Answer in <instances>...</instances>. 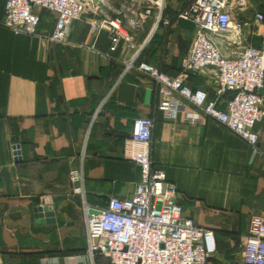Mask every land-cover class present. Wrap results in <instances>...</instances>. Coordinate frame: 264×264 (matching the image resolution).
Segmentation results:
<instances>
[{"label":"crops","instance_id":"0c3cea01","mask_svg":"<svg viewBox=\"0 0 264 264\" xmlns=\"http://www.w3.org/2000/svg\"><path fill=\"white\" fill-rule=\"evenodd\" d=\"M156 1L93 0L68 27L66 44L45 38L56 14L44 9H33L37 36L0 25V264H108L86 254L82 199L72 193L69 172L81 171L92 207L130 199L140 178L128 159L137 118L154 120L153 166L176 188L182 215L213 233L216 251L206 264H243L249 221L264 218V118L253 128L255 148L209 118L194 125L182 112L176 121L164 118L153 80L126 64L144 62L175 76L194 36L178 14L194 0H160V7ZM241 1L233 19L251 24L236 46L213 37L224 56L245 46L264 50V21L253 22L256 13L264 16V0ZM104 20H119L131 45L113 43L107 29L91 26ZM185 84L206 92L208 101L216 97L211 69ZM258 94L264 100V86ZM230 96L218 98L216 107L225 110ZM38 207L51 215L39 217Z\"/></svg>","mask_w":264,"mask_h":264},{"label":"built area","instance_id":"2783aa9c","mask_svg":"<svg viewBox=\"0 0 264 264\" xmlns=\"http://www.w3.org/2000/svg\"><path fill=\"white\" fill-rule=\"evenodd\" d=\"M93 0H6L0 25L15 34L37 36L39 16L35 7L56 14L51 33L45 38L56 44L67 43L68 27L90 11ZM160 7V0L156 1ZM241 0H194L178 14L194 27L189 51L181 61L180 70L169 76L154 67L133 61L126 70L135 69L148 76L156 85L157 109L166 120L176 121L180 112L188 124H200L209 118L227 131L256 147V123L264 118V100L258 90L264 86V50L245 46L234 57L224 56L213 41L218 37L226 46L239 44L242 30L251 22L235 21L233 9H242ZM151 14V6L143 16ZM261 13L253 22H263ZM94 28L107 29L115 43L131 38L121 29L120 21L92 23ZM211 69L215 77V99L207 93L191 90L185 81ZM231 94L225 110L216 107L218 98ZM154 120L137 118L132 122L128 159L139 169V182L130 199L109 198L104 207H92L85 201L83 175L72 169L69 182L72 193L82 199L85 215L86 254L100 255L108 264H206L215 253L213 233L194 224L182 215L176 202V188L169 184L165 173L153 166L151 143ZM12 157L20 159V149L12 145ZM42 199V198H41ZM243 264H264V218L251 217L242 251Z\"/></svg>","mask_w":264,"mask_h":264},{"label":"water","instance_id":"95a60500","mask_svg":"<svg viewBox=\"0 0 264 264\" xmlns=\"http://www.w3.org/2000/svg\"><path fill=\"white\" fill-rule=\"evenodd\" d=\"M48 210H50V209H44V208H41V207H38L37 209H36V211L39 213V217L41 216V214L43 213V211H45L46 213H45V216H50L51 215V213L50 212H48Z\"/></svg>","mask_w":264,"mask_h":264},{"label":"trees","instance_id":"16d2710c","mask_svg":"<svg viewBox=\"0 0 264 264\" xmlns=\"http://www.w3.org/2000/svg\"><path fill=\"white\" fill-rule=\"evenodd\" d=\"M140 63V62H139Z\"/></svg>","mask_w":264,"mask_h":264}]
</instances>
